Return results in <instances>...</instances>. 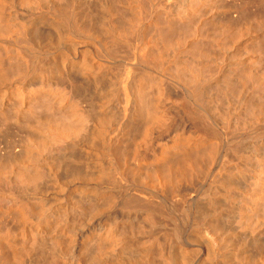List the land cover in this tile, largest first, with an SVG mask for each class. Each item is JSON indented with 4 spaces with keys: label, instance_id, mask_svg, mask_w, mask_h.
<instances>
[{
    "label": "bare ground",
    "instance_id": "obj_1",
    "mask_svg": "<svg viewBox=\"0 0 264 264\" xmlns=\"http://www.w3.org/2000/svg\"><path fill=\"white\" fill-rule=\"evenodd\" d=\"M173 1L0 0V264H264V69Z\"/></svg>",
    "mask_w": 264,
    "mask_h": 264
},
{
    "label": "rangeland",
    "instance_id": "obj_2",
    "mask_svg": "<svg viewBox=\"0 0 264 264\" xmlns=\"http://www.w3.org/2000/svg\"><path fill=\"white\" fill-rule=\"evenodd\" d=\"M174 2L173 0H170V2ZM207 1V2H205ZM204 3L202 5V7H200L199 11H198V14H196L195 16H192L190 19V22L192 23V20L193 23L190 24L189 22V26H187L188 24L187 23H183V21L181 20H178V22H175L177 21V15L174 14L172 17L173 19V24L172 26L174 27H171L170 28V32L167 31L169 30V28L167 27L168 23H166L167 21L165 20V18H163V16H160V15H157V17L160 16V20L157 18V21L158 23H155V22H152V23H149L150 26L147 24L146 28L144 29L146 34L148 35H151L153 33H155V30L160 32L161 34L165 35V33H167L166 35H169L171 34L172 32V35H169L173 38V40L175 41H180V45H181V49L178 51L180 53H178V55H182V57H184V60H186V62L190 61L189 58H193L194 56V53L195 55H197L196 53H201L203 52V55H205V53L207 54L206 56H208L207 58H209V56L211 55L212 57H214L215 55H218L219 52H217L218 50V47L217 46V43L221 40L220 38L224 37L225 33H227L229 31V33L231 34H235V35H238L237 33H239V36H241V42L242 44L240 45L239 49L240 51L246 55V57L248 58V63L251 65L254 63V65H251V66H254V69L258 72L259 68H261L260 72L263 71L264 67H262V65H264V0H205ZM262 1V2H261ZM209 2V4H208ZM261 2V3H260ZM176 3V1H175ZM208 6H207V5ZM205 8V9H204ZM201 10V11H200ZM205 10V11H203ZM200 12V13H199ZM205 13V14H203ZM200 14V15H199ZM203 14V16L201 15ZM207 15V16H206ZM162 17V18H161ZM201 17V18H200ZM210 18V19H209ZM156 19V17H155ZM176 19V20H174ZM216 19V20H215ZM196 20V21H195ZM208 20V21H206ZM214 20V21H213ZM210 21V22H209ZM163 22V23H162ZM165 22V23H164ZM175 22V23H174ZM183 24H182V23ZM188 22V21H187ZM198 22V23H197ZM206 22V24H205ZM212 25V26H208L209 24ZM161 23V24H160ZM178 23V24H177ZM194 23H197V24H194ZM203 23V24H202ZM213 23V24H212ZM153 24V25H151ZM155 24V26H154ZM187 24V25H186ZM208 24V25H207ZM156 25L158 26V28L161 26V28H156ZM165 25V26H164ZM175 25V26H174ZM179 25V26H178ZM181 25V26H180ZM185 25V27H183ZM216 25V26H215ZM169 26V25H168ZM192 26V27H191ZM154 27V28H152ZM163 27V28H162ZM165 27V28H164ZM168 29H167V28ZM177 27V28H176ZM195 27L193 30L192 28ZM199 27V28H198ZM203 27V28H202ZM207 29H206V28ZM209 27V28H208ZM217 27V28H216ZM229 27V28H228ZM231 27V28H230ZM173 28V29H172ZM176 28V30H174ZM187 28H191V29H187ZM223 28V29H221ZM225 28V30H224ZM228 28V29H226ZM233 28V29H232ZM158 29V30H157ZM167 29V30H166ZM216 29V30H215ZM172 30V31H171ZM208 30V31H207ZM213 30V31H212ZM217 30L219 32H217ZM234 30V31H233ZM235 30H236V33H235ZM237 30H240L242 33L240 35V31L237 32ZM163 31V32H162ZM186 31V33H185ZM193 31L196 33H193ZM204 31V32H203ZM211 31V33H210ZM221 31V32H220ZM223 31V32H222ZM216 32V33H215ZM173 33H174V36H173ZM179 33V34H178ZM185 33V34H184ZM190 33H193V34H190ZM201 33V34H199ZM209 33V34H207ZM213 33V35H212ZM220 35H219V34ZM228 33V34H229ZM207 34V36H206ZM216 34V35H215ZM192 35V36H191ZM196 35V36H195ZM203 35V36H202ZM205 35V36H204ZM224 35V36H223ZM201 36V37H199ZM185 37V38H184ZM192 37V38H191ZM195 39H194V38ZM220 37V38H219ZM201 38V39H199ZM214 39L215 42H212V40ZM202 41V43H204L203 45L200 44V42ZM205 39V40H204ZM207 39V40H206ZM219 39L217 42L216 40ZM243 40V41H242ZM198 41V42H197ZM204 41V42H203ZM184 42V43H183ZM186 42V43H185ZM196 42L198 44H196ZM206 42V43H205ZM246 42V43H245ZM193 44V45H192ZM195 44V45H194ZM208 44V46H207ZM211 44H214V45H211ZM199 46V48L197 50H195L194 47L196 46ZM206 45V47H205ZM194 46V47H193ZM209 47V48H208ZM212 49H211V48ZM191 50H190V49ZM208 48V49H207ZM214 48V49H213ZM216 48V49H215ZM248 48V49H247ZM187 49V50H186ZM189 49V50H188ZM204 49V50H203ZM206 49V50H205ZM194 50V51H192ZM209 50H211V52H214V53H211ZM213 50V51H212ZM217 50V51H216ZM251 50V51H250ZM184 51V52H183ZM191 51V52H190ZM209 51V52H208ZM193 52V53H192ZM208 52V53H207ZM216 52V53H215ZM246 52V53H245ZM251 54H250V53ZM183 53V54H182ZM218 53V54H217ZM193 54V55H192ZM209 54V55H208ZM188 55V56H187ZM202 54H199L200 57H203V58H206V56H203ZM214 55V56H213ZM178 56V57H180ZM251 60V61H250ZM253 62V63H252ZM263 68V69H262ZM258 69V70H257ZM258 72V73H260ZM86 94V95H85ZM88 94V95H87ZM92 94V93H91ZM101 94L102 93H99L97 95H99L101 97ZM83 95H85V98L87 97L88 100H90V98H93L94 95H90V93H84L83 92ZM19 135V134H18ZM16 136L15 134L13 135V137L18 140L20 139L19 136H23L22 134H20L19 136ZM7 146V143L5 141H3V144H2V147L5 149V147ZM18 151V149H16ZM6 151H8V146L6 147V150H3L2 152L3 153H6ZM1 152V156L4 155L2 154ZM0 156V157H1ZM1 158H5V156L1 157ZM0 158V159H1ZM2 159V160H4ZM8 160V159H7ZM6 160V161H7ZM10 161V160H8ZM4 162V161H3ZM71 180V179H70Z\"/></svg>",
    "mask_w": 264,
    "mask_h": 264
}]
</instances>
